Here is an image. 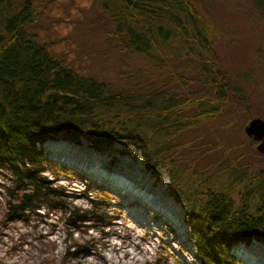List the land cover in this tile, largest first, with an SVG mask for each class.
Here are the masks:
<instances>
[{
	"label": "trees",
	"instance_id": "trees-1",
	"mask_svg": "<svg viewBox=\"0 0 264 264\" xmlns=\"http://www.w3.org/2000/svg\"><path fill=\"white\" fill-rule=\"evenodd\" d=\"M42 4L0 0V177L9 173L8 182L0 183V222L27 220L40 208L68 212L66 221L76 229L87 221L106 224L111 216L103 211L67 207L64 189L41 174L53 161L37 144L82 137L109 151L119 141L138 152L150 174L167 176L200 264H244L230 247L264 242V177L258 166L240 169L225 160L224 149L204 164L195 145L197 129L226 110L241 115L234 102L246 103L215 51V34L197 2L100 0L92 35L98 23L105 25L106 37L153 69L138 79L129 76L128 84L119 82L121 76L113 81L84 70L75 63L77 54L57 51L38 32ZM84 250L77 243L59 263L46 262L66 264Z\"/></svg>",
	"mask_w": 264,
	"mask_h": 264
},
{
	"label": "rangeland",
	"instance_id": "rangeland-1",
	"mask_svg": "<svg viewBox=\"0 0 264 264\" xmlns=\"http://www.w3.org/2000/svg\"><path fill=\"white\" fill-rule=\"evenodd\" d=\"M193 1L207 15L215 51L246 99L245 104L234 102L241 115L226 110L196 130L202 163L214 162L224 149V159L240 169L258 166L262 171L264 155L255 151V141L244 134L243 125L253 115L264 120V0ZM257 1L260 5H255ZM40 10L38 32L49 37L57 51L77 54L75 63L82 69L113 81L122 77L119 82L124 84L153 71L149 62L121 49L118 39L106 37L105 25L98 23L92 35L89 29L100 20V0H44ZM37 147L53 161L41 174L64 189L70 210L103 211L111 217L106 224L87 221L76 229L66 221L68 212L39 208L27 220L0 222V264H47L50 259L59 263L77 243L85 250L67 257L66 264H200L184 207L169 193L167 176L150 174L132 146L114 141L109 151H98L78 137L46 140ZM54 152L69 154L84 166ZM86 164H96L102 171H91ZM7 176L0 177V183L8 182ZM3 202L0 187V210ZM138 206L141 212L135 211ZM241 247L256 262L239 252ZM230 253L244 264H264V242H238Z\"/></svg>",
	"mask_w": 264,
	"mask_h": 264
},
{
	"label": "water",
	"instance_id": "water-1",
	"mask_svg": "<svg viewBox=\"0 0 264 264\" xmlns=\"http://www.w3.org/2000/svg\"><path fill=\"white\" fill-rule=\"evenodd\" d=\"M243 132L248 138L257 141L254 149L264 155V120L258 116H251L243 125ZM262 175L264 177V168Z\"/></svg>",
	"mask_w": 264,
	"mask_h": 264
},
{
	"label": "bare ground",
	"instance_id": "bare-ground-1",
	"mask_svg": "<svg viewBox=\"0 0 264 264\" xmlns=\"http://www.w3.org/2000/svg\"><path fill=\"white\" fill-rule=\"evenodd\" d=\"M53 155H55V156H59L60 158H73L71 155H69V154H62V153H60V152H54V153H52ZM71 156V157H70ZM76 162H78L80 165L82 164L79 160H77V159H75V158H73ZM83 166H84V163L82 164ZM85 167L86 168H89L91 171H95V172H100V171H102L101 170V168H99V166H97L96 164H92V165H85ZM114 178L113 179H116L115 178V176H113ZM123 178V177H122ZM117 180V179H116ZM123 182H125L124 184H126L125 186H129V183H126V180H123ZM123 187V186H122ZM134 191L136 192V194H137V197H140V192H139V190H137L136 189V187H134ZM140 194V195H139ZM143 196V195H142ZM144 197V196H143ZM135 211H138V212H141L142 211V208L141 207H136L135 208ZM239 252H241V253H245L244 255H245V257L246 258H248V259H250L252 262L254 261V262H256L255 260H254V258L253 257H249V255H246V250L243 248V247H241L240 249H239ZM257 264H261V263H259V262H257Z\"/></svg>",
	"mask_w": 264,
	"mask_h": 264
},
{
	"label": "flooded vegetation",
	"instance_id": "flooded-vegetation-1",
	"mask_svg": "<svg viewBox=\"0 0 264 264\" xmlns=\"http://www.w3.org/2000/svg\"><path fill=\"white\" fill-rule=\"evenodd\" d=\"M253 116H256V115H253ZM253 141H255V140H253ZM256 142H257V141H255V144H256ZM254 146H255V145H254Z\"/></svg>",
	"mask_w": 264,
	"mask_h": 264
}]
</instances>
